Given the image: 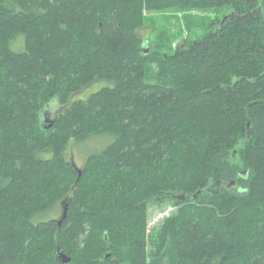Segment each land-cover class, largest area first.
Segmentation results:
<instances>
[{
    "label": "trees",
    "instance_id": "16d2710c",
    "mask_svg": "<svg viewBox=\"0 0 264 264\" xmlns=\"http://www.w3.org/2000/svg\"><path fill=\"white\" fill-rule=\"evenodd\" d=\"M94 136L113 140L79 174L67 150ZM167 198L181 207L148 233ZM59 248L65 264H264V0H0V264H63Z\"/></svg>",
    "mask_w": 264,
    "mask_h": 264
},
{
    "label": "rangeland",
    "instance_id": "374dc122",
    "mask_svg": "<svg viewBox=\"0 0 264 264\" xmlns=\"http://www.w3.org/2000/svg\"><path fill=\"white\" fill-rule=\"evenodd\" d=\"M150 30L151 28L148 27L144 34L148 35V32ZM205 32L206 30L203 28H199L194 31L187 28L183 32L182 38H187L189 42H192L202 36ZM179 42L182 41L179 40ZM11 48L13 51L16 52L23 51L25 49L24 35H19L17 39L11 44ZM106 84L107 83L105 81L95 82L92 85L86 87L85 89L79 91L74 97V99H87L92 93L98 91ZM56 104L59 103L56 102ZM56 104L49 108V118H53L56 112L58 111L59 105ZM112 140L113 138L109 136H94L80 143H76L74 140H72L67 150V157L69 160H72L77 167L83 168L84 163L89 155L101 152L103 149L106 148V146H108L112 142ZM180 207L181 204L178 206L175 204V201L173 199L169 200L168 198L164 199L161 203L155 202L149 204L148 233H153L156 230L160 229L162 223L166 220V218L175 215ZM63 210L64 208L62 203H59L55 210L51 214H49L46 219L54 218L56 220H60L63 214Z\"/></svg>",
    "mask_w": 264,
    "mask_h": 264
},
{
    "label": "water",
    "instance_id": "95a60500",
    "mask_svg": "<svg viewBox=\"0 0 264 264\" xmlns=\"http://www.w3.org/2000/svg\"><path fill=\"white\" fill-rule=\"evenodd\" d=\"M48 114H49L48 110L47 111L45 110V112H44V119L42 121V127L43 128H47V129L50 128V127H52L53 124H54L53 118H49V115ZM47 123H48V125H46ZM247 128H248V138H249L250 137V134H251V123L250 122H248ZM236 153H237V150H234V155ZM74 166L78 170L79 174H81V169L79 167H77L75 164H74ZM234 184H236V181L235 180H232L230 182L229 186L234 185ZM175 197H176V199H179L180 201H185L186 200V195L185 194H179V195H176ZM195 197H197V196L195 195ZM63 203H65V202H63ZM67 211H68L67 205H64L63 216L59 220V224L61 223V221L63 219L66 218ZM107 256L109 257L110 254H107ZM56 259H57L58 262L65 264V263L71 261L72 258L67 253H65L63 250H61L59 248L58 251H57V253H56Z\"/></svg>",
    "mask_w": 264,
    "mask_h": 264
},
{
    "label": "flooded vegetation",
    "instance_id": "af4514ba",
    "mask_svg": "<svg viewBox=\"0 0 264 264\" xmlns=\"http://www.w3.org/2000/svg\"><path fill=\"white\" fill-rule=\"evenodd\" d=\"M228 187L229 188H234V187H236L237 189H241L242 188V186L240 185H237V184H234V185H231V186H229V184H228ZM174 198H176V197H174ZM169 200H170V198H168ZM177 200H179V199H177ZM180 201V200H179ZM158 202H163V200L162 199H160Z\"/></svg>",
    "mask_w": 264,
    "mask_h": 264
},
{
    "label": "bare ground",
    "instance_id": "6f19581e",
    "mask_svg": "<svg viewBox=\"0 0 264 264\" xmlns=\"http://www.w3.org/2000/svg\"><path fill=\"white\" fill-rule=\"evenodd\" d=\"M251 137V136H250Z\"/></svg>",
    "mask_w": 264,
    "mask_h": 264
}]
</instances>
